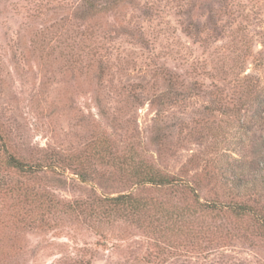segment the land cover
Returning <instances> with one entry per match:
<instances>
[{"label": "rangeland", "instance_id": "obj_1", "mask_svg": "<svg viewBox=\"0 0 264 264\" xmlns=\"http://www.w3.org/2000/svg\"><path fill=\"white\" fill-rule=\"evenodd\" d=\"M118 1L0 0V126L17 153L84 156L104 139L188 181L202 203L232 200L239 161L243 179H264V0ZM91 171L88 182L70 168L19 179L52 210L11 232L26 202L0 200V264H264V231L248 217L206 219L219 235L195 246L125 219L83 223L70 205L160 195L100 162ZM243 201L264 216V191Z\"/></svg>", "mask_w": 264, "mask_h": 264}, {"label": "trees", "instance_id": "obj_2", "mask_svg": "<svg viewBox=\"0 0 264 264\" xmlns=\"http://www.w3.org/2000/svg\"><path fill=\"white\" fill-rule=\"evenodd\" d=\"M83 1L87 2L90 8L97 9L94 3L95 0ZM2 129L0 126V200L2 202L12 200L17 204H19L18 200L26 202V205L22 207L18 214H16V211L13 212L11 224L14 228L11 232L30 226L34 220L43 223L46 219L45 210L48 209V212L52 210V200L48 196L38 195L34 190L35 187H32V185L29 187L26 181L19 179L35 182L40 172L70 168L76 171L81 181L88 182L93 174L91 166L94 162L98 164L100 162L114 172H119L121 177L132 186H136V188L148 187L151 192L160 195L143 199L133 192H129L102 198L92 204L93 208L82 207L79 204L70 205L68 209L76 211L77 216L79 215L78 218L83 219L81 220L83 223L88 222V219H90L89 222L94 221L95 217L112 225L117 220L125 219L130 222L132 228L134 226L141 231L153 235L157 234L159 235L157 238L167 236L172 238L171 235L174 234L178 241L181 242V237L186 238L185 242L193 243L192 246H195L196 241L201 238L206 240L219 235V228L216 225L206 223L205 220H214L213 218L222 215H234L240 220L245 217L251 218L256 224H253V227L264 231V216L261 214L260 209H254L248 202L243 201L249 195H256V193L264 191L257 184H254L257 181L263 184V173H260L261 179L257 177L243 179L242 176H244L246 166L242 161H239L241 166L238 169L243 168V173L239 169L240 174H238L237 169L233 168L234 181L230 187L232 200L228 203H216V201L202 203L196 195L195 188L188 181L164 172L156 164L150 163L143 156H139L133 148L119 152L106 140L100 139L99 142L96 141L89 145V148L84 152V156L82 154L81 156L71 155L66 157L60 152L50 150L46 152L42 160L30 162L31 160L17 153ZM253 174H256L254 170L251 175ZM15 175L20 176L17 178L14 177ZM165 192H168V199L166 200L163 197ZM186 194H189L192 200L195 201L194 205L184 204L180 206L181 201H183L182 197ZM176 198L178 199L172 204V200ZM233 198L237 200L241 198L242 200L236 201ZM233 220L235 223L238 221ZM197 221L200 222L198 229ZM176 226H178V232ZM236 230L240 231L239 228H236ZM243 230L249 232L245 227H243ZM244 234L246 237H250L258 233L251 231ZM172 239L171 241H173ZM159 248V253L165 251L163 247Z\"/></svg>", "mask_w": 264, "mask_h": 264}]
</instances>
